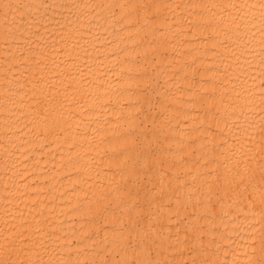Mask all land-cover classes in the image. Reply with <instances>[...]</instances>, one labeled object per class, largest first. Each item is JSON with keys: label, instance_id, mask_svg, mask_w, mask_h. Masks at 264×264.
<instances>
[{"label": "snow or ice", "instance_id": "6c2138e0", "mask_svg": "<svg viewBox=\"0 0 264 264\" xmlns=\"http://www.w3.org/2000/svg\"><path fill=\"white\" fill-rule=\"evenodd\" d=\"M180 8L188 10L187 16L170 27H179L186 19L190 32L207 33L204 43L210 42L214 51L223 50L217 52L223 67L215 69L217 79L208 81L210 87L195 92L189 87L187 100L182 99V88L171 90L175 79L161 84L156 73L138 77L144 84L142 103L136 114L117 117L129 127L118 134L119 150L110 147L105 153H114L107 163L117 171L99 191L85 194L82 203L89 205L87 209L80 203L71 209L73 215H83L94 205L93 217L85 223L91 225L99 216L105 225L85 231L72 244V254L63 255L68 239L58 234L63 221L58 224L50 206L19 191L17 177L27 189L30 175L19 155L28 151L25 145L55 135L66 123V111L81 97L92 99L82 88L89 83L84 77L93 73L85 43L95 47L99 33L112 22L131 25L124 29L129 33L143 23L146 30L143 37L137 31V47L145 48V58L152 54L155 65L159 50L147 39L149 31L161 19L162 9ZM0 12L5 49L0 76L5 140L0 144L4 192L0 264H264V0H187L183 5L162 0H0ZM13 13H21L19 20ZM192 17L199 19L194 23ZM85 36L93 39L86 41ZM131 51L139 55L136 48ZM135 63L139 66L138 60ZM185 104L196 111L178 107ZM181 115L192 117L193 127L186 139L174 140L179 123L174 126L173 121L179 122ZM24 128L33 139L17 143ZM98 135L103 143L112 144ZM173 198L179 205L175 209ZM189 205L200 211L199 217L189 214L193 220H211L220 239L232 246L222 249L231 260L206 254L205 228L199 223L189 221L182 229L178 223L176 235L165 234L162 210L167 207L178 217ZM173 239L175 246L169 243ZM177 250L187 252L189 259H176L171 253Z\"/></svg>", "mask_w": 264, "mask_h": 264}, {"label": "bare ground", "instance_id": "6f19581e", "mask_svg": "<svg viewBox=\"0 0 264 264\" xmlns=\"http://www.w3.org/2000/svg\"><path fill=\"white\" fill-rule=\"evenodd\" d=\"M19 2L38 3L39 0H19ZM48 2L51 3L53 0H48ZM96 2H100V0H96ZM162 2L183 5L187 0H162ZM28 11L25 9L23 14L27 15ZM161 11V19L152 25V30L149 31L147 37L159 50L155 65L153 64V55L149 54L145 58V48L137 47V31H139L140 37H143L146 30L143 23L136 25L131 33L124 30L125 27L131 28V25L121 26L115 25L114 22L110 23L107 26V31L99 33L101 40L96 43L95 47L88 43L84 44V48H87L91 54L88 63L91 64L93 73L84 77L89 83L82 85V88L85 93L91 94L92 99L81 97L78 104L72 105L71 111H66V123L61 124L55 135H49L46 140L33 141L32 144L25 145L28 151L19 155V161L26 166V171L30 173L27 189L23 187L24 182L17 177V184L20 185L19 191L27 192L30 198H36L41 206H50L53 210L52 219L58 224L59 221H63L62 227L58 228L59 235L68 237L63 242V255L72 254V244L81 240L85 231L105 225L104 219L99 216L95 217L91 225L85 223L86 219H92L95 212L94 205H92L91 213L85 212L83 215H73L71 209L78 203L82 208L87 209L89 205L82 203L85 200V194L92 196L94 191H99L100 185L108 184L113 172L117 171L114 166L108 167L107 163L108 156H112L114 153L108 151L107 156L105 153L110 147H116L119 150L118 134L129 127V124L124 120L117 121V117L121 114H136L140 103H142L140 92L143 90L144 84L138 77L144 75L145 72L150 76L156 73L161 84H164L165 80L175 79L176 83L171 90L175 91L176 87L182 88L185 91L182 99L187 100L189 87L194 92L210 87L208 81L215 82L217 79L215 69L217 66L223 67L220 65V55L217 54V52L222 54L223 50L214 51L210 42L204 43L207 33L195 29L190 32L186 19L180 21L179 27H170L180 17H186L188 10L180 8L162 9ZM33 14L35 15V12ZM13 15L19 20L21 13H13ZM198 19V17H192L194 23ZM9 20H11V16ZM3 25V13L0 12V32L4 31ZM92 39L93 37L90 36L84 37L86 41ZM109 41L111 44L108 43ZM133 48L137 49L139 55L131 51ZM4 51L2 41H0V76H2L3 67H5L3 64ZM112 53H118V55L113 58ZM80 54L83 56V50ZM163 55H167L169 59L162 62L160 56ZM57 59H63V57H57ZM124 60L131 63H122ZM137 60L139 66L135 63ZM186 65H191V67H186ZM73 74L78 76L77 73ZM3 87L4 83L0 79V93H2ZM97 97L101 99H95ZM178 107H181L185 112L194 113L196 111V107L187 104L178 105ZM82 108L86 111H82ZM74 115L78 119H74ZM141 118L143 119V116ZM192 120V117L181 115L179 122L173 121L174 126L179 123L178 131L173 137L174 140H179L182 136L186 139L193 127ZM185 124L190 127H185ZM23 132L24 135L16 141L17 143L33 139L28 134L27 128H24ZM98 132L107 140L112 141V144L103 143ZM3 143H5L3 112L0 110V144ZM69 144L75 145V147L70 148ZM173 146L175 148V145ZM0 160H2V155H0ZM2 176L3 168L0 167V177ZM89 177L91 180L86 183ZM33 178L35 187H32ZM116 180L120 181L118 175ZM89 183L92 188H89ZM3 195V180L0 179V208L3 206ZM181 199L183 200V197ZM28 202L31 203V199ZM164 203L167 205V201ZM172 203L174 209L179 207L175 198ZM190 213L196 217L200 215V211L193 209L190 205L187 206V211L181 210L178 217L174 211H169L165 207L162 210L163 223L166 226L165 234L176 235L178 223L181 229L189 221L194 224L199 223L205 228L203 247L207 249L206 254L212 255L213 259L231 260L232 255L225 257L222 249L232 246L220 239L212 221L193 220ZM216 224L219 225L220 231L224 230L219 221ZM100 235L103 236V232ZM180 239L182 240L183 237L181 236ZM213 239L216 240V244L209 243ZM235 239L241 244L244 243L239 239V236H236ZM169 243L175 246L177 241L173 239ZM217 244L221 247L217 248ZM171 254L175 255L176 259H189L187 252L181 253L177 250ZM239 259L242 262L243 257L241 256Z\"/></svg>", "mask_w": 264, "mask_h": 264}]
</instances>
